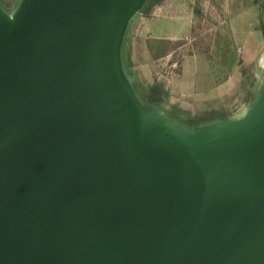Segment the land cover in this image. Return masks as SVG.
Here are the masks:
<instances>
[{"label": "water", "instance_id": "1", "mask_svg": "<svg viewBox=\"0 0 264 264\" xmlns=\"http://www.w3.org/2000/svg\"><path fill=\"white\" fill-rule=\"evenodd\" d=\"M134 2L0 16V264H264V109L222 136L136 133L113 50Z\"/></svg>", "mask_w": 264, "mask_h": 264}, {"label": "rangeland", "instance_id": "2", "mask_svg": "<svg viewBox=\"0 0 264 264\" xmlns=\"http://www.w3.org/2000/svg\"><path fill=\"white\" fill-rule=\"evenodd\" d=\"M26 2L0 0V16L17 23ZM134 3L113 46L133 130L145 136L158 130L174 141H187L251 127L264 109V0ZM138 44L152 53L141 65L132 59ZM154 74L170 84L158 105L144 99ZM191 119L208 121L189 126Z\"/></svg>", "mask_w": 264, "mask_h": 264}, {"label": "trees", "instance_id": "3", "mask_svg": "<svg viewBox=\"0 0 264 264\" xmlns=\"http://www.w3.org/2000/svg\"><path fill=\"white\" fill-rule=\"evenodd\" d=\"M149 3L152 2H162L164 0H148ZM243 72V70H242ZM170 91V84L169 80L166 77H160L158 74H154V82L151 85V88L148 93L144 96V99L148 104L151 105H158L160 104L163 99L169 94ZM251 93V92H250ZM227 117L221 116L219 119H226ZM211 119V118H210ZM217 118L212 120H216ZM203 119H191L189 122V126H196L199 125L202 122H206L208 120Z\"/></svg>", "mask_w": 264, "mask_h": 264}, {"label": "crops", "instance_id": "4", "mask_svg": "<svg viewBox=\"0 0 264 264\" xmlns=\"http://www.w3.org/2000/svg\"><path fill=\"white\" fill-rule=\"evenodd\" d=\"M132 59L135 62L134 64L141 65L152 59V53L149 50L145 51L143 45L141 46L138 44L133 48ZM145 75H147V73H145Z\"/></svg>", "mask_w": 264, "mask_h": 264}, {"label": "bare ground", "instance_id": "5", "mask_svg": "<svg viewBox=\"0 0 264 264\" xmlns=\"http://www.w3.org/2000/svg\"><path fill=\"white\" fill-rule=\"evenodd\" d=\"M3 111H5V113L2 116H4L5 114L8 113V111H9V103L4 104ZM130 134L131 133H129V137H130L131 141H134L133 137H132V134L131 135ZM154 138H156V139H164V136L161 133H154ZM207 142H212V141L210 139H200L196 143H207Z\"/></svg>", "mask_w": 264, "mask_h": 264}]
</instances>
